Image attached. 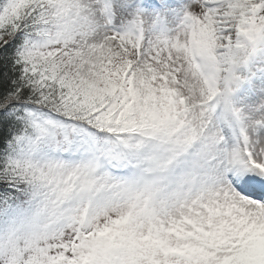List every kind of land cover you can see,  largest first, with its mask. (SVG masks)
Instances as JSON below:
<instances>
[{
    "label": "snow or ice",
    "instance_id": "6c2138e0",
    "mask_svg": "<svg viewBox=\"0 0 264 264\" xmlns=\"http://www.w3.org/2000/svg\"><path fill=\"white\" fill-rule=\"evenodd\" d=\"M0 264H264V0H0Z\"/></svg>",
    "mask_w": 264,
    "mask_h": 264
}]
</instances>
